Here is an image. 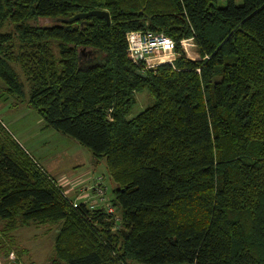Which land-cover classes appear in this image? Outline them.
Wrapping results in <instances>:
<instances>
[{
  "label": "trees",
  "instance_id": "16d2710c",
  "mask_svg": "<svg viewBox=\"0 0 264 264\" xmlns=\"http://www.w3.org/2000/svg\"><path fill=\"white\" fill-rule=\"evenodd\" d=\"M131 31L180 56L139 76ZM0 81L106 163L118 212L74 207L0 121L4 235L60 225L50 264H264V0H0Z\"/></svg>",
  "mask_w": 264,
  "mask_h": 264
},
{
  "label": "rangeland",
  "instance_id": "374dc122",
  "mask_svg": "<svg viewBox=\"0 0 264 264\" xmlns=\"http://www.w3.org/2000/svg\"><path fill=\"white\" fill-rule=\"evenodd\" d=\"M238 4H242V1H239ZM222 5L224 6L225 4L223 3ZM44 23L46 22H43V24ZM6 30L9 29L6 28ZM191 50L192 53L189 57L192 58L194 56L193 54H196V48H192ZM85 53H83L82 61L86 63L91 60V57L86 56ZM13 67L19 74L21 82L25 84L27 100H29L31 93L30 84L27 82L21 68L18 65H13ZM0 86L2 88L1 84ZM12 103L14 107H12L13 110H11L12 108L10 109L11 112L5 113L0 110V119L5 128L3 131L13 137L23 149L30 153L40 167H42L52 179L61 186H64L65 181L61 180L62 174H66L71 179L74 178L78 169L83 168L81 171L88 170L87 167L90 157L92 156L91 152L70 136L57 132L52 128H48L49 130L47 132L42 129L39 131L34 130L36 133L34 135V140L31 142L26 141L22 135L24 130L27 129L30 131L33 127H37L36 124L39 123V121L45 122L35 112H32L33 114L26 116L24 119H19L14 122L10 116L17 115L19 113L17 107H21L20 109H22L26 103L24 102L21 104L20 102L11 101L10 105ZM153 103L154 99L148 92L138 94L137 106L134 108L129 118L142 113L152 106ZM23 145L25 147H23ZM103 170L107 171L106 168H103ZM100 172L101 169L99 173ZM103 175L104 177L106 176V174ZM112 183L113 181L107 173V179L104 181V184L108 187V194L112 192ZM71 184L75 192H82V199L89 200L86 199V194L88 192L92 193L91 190L96 182L94 181L91 184L86 183L88 187H85V184L80 185L75 182ZM64 187V190L68 192V188H66V186ZM92 197V200H97L93 194ZM59 228L60 225H52L51 223L47 225L32 223L29 227L21 228L16 232L4 235L6 225L0 224V264H50L54 254V244ZM11 238H16V242H13Z\"/></svg>",
  "mask_w": 264,
  "mask_h": 264
},
{
  "label": "built area",
  "instance_id": "2783aa9c",
  "mask_svg": "<svg viewBox=\"0 0 264 264\" xmlns=\"http://www.w3.org/2000/svg\"><path fill=\"white\" fill-rule=\"evenodd\" d=\"M127 41L129 44L128 56L135 65L143 67L142 72L154 69L161 64H173L180 56L176 51L174 40L164 34L151 31H131L127 33ZM182 44L187 54L186 49L189 44L185 43V41ZM153 59H158L159 62L152 63L151 61ZM104 181V176H100L96 179V184L91 191L97 200L91 201L88 205L92 209L104 208L109 215H116V208L111 203ZM64 194L73 203L74 207H78L82 202L86 203V201L82 199L83 195L80 191H65Z\"/></svg>",
  "mask_w": 264,
  "mask_h": 264
},
{
  "label": "crops",
  "instance_id": "0c3cea01",
  "mask_svg": "<svg viewBox=\"0 0 264 264\" xmlns=\"http://www.w3.org/2000/svg\"><path fill=\"white\" fill-rule=\"evenodd\" d=\"M185 43L189 44L188 46L190 48H196V54L197 55V58L200 59V55L199 53L197 52V45L195 42L193 41H185ZM182 47L184 49V45L182 44ZM185 50V49H184ZM185 52V51H184ZM186 53V52H185ZM186 56L190 59H193V60H198V59H194L193 57H189L188 54H186ZM152 63H158L159 60L158 59H153L151 61ZM0 84L2 85V82L0 81ZM1 86H0V110L4 111L5 113H9L11 112V110H13L12 107L13 106V103L10 105V102L13 101L12 98H9L7 95H5V93H3V91L1 90ZM2 97V98H1ZM26 106V107H24ZM22 109H20L21 107H17V109L19 110V113L17 115H11L10 117L12 118V120L14 122H16L17 120L19 119H24L26 116H29L30 114H33L32 110L28 107V105H24ZM12 108V109H11ZM11 109V110H10ZM25 109V110H24ZM10 110V111H9ZM134 118V117H132ZM1 120V119H0ZM2 121V120H1ZM3 123V122H2ZM37 127H33L30 131H28L27 129L24 130L23 132V136H24V139L26 141H33L34 140V135L36 134L34 130H37L39 131L40 129L44 130L45 132H47L49 129L47 128V125L46 123H43V122H40L36 124ZM26 127V126H25ZM39 142V141H38ZM23 147H25L23 145ZM104 164V165H102ZM102 164H95L94 163V160H93V157L91 156L90 157V160H89V165H88V170L86 171H81L83 168H80L76 171V174L74 176V178H71L68 177L66 174H62L61 176V180H64L65 183H64V186H66V188H68L69 191L73 190L72 189V184L71 183H79L80 185L81 184H85V187H88V185H86V183L88 184H91L93 183L94 181L96 182V179L100 176H102L103 174H106L105 176V180L107 179V173H108V170L107 171H104L103 168L105 169L106 168V163L103 161ZM101 169V172L99 173ZM107 169V168H106ZM81 171V172H80ZM107 172V173H106ZM99 173V174H97ZM102 174V175H101ZM109 175V173H108ZM104 176V175H103ZM110 176V175H109ZM110 179H111V176H110ZM69 180V181H68ZM93 181V182H92ZM113 181V180H112ZM112 191L113 189L115 188V184L114 182L112 183ZM107 190H108V187H107ZM75 192V191H74ZM87 198L86 199H89V200H84L87 202V204H89L91 201H93V197H92V193L91 192H88L87 194ZM110 199L112 198V192L110 194H108ZM113 199V198H112Z\"/></svg>",
  "mask_w": 264,
  "mask_h": 264
},
{
  "label": "water",
  "instance_id": "95a60500",
  "mask_svg": "<svg viewBox=\"0 0 264 264\" xmlns=\"http://www.w3.org/2000/svg\"><path fill=\"white\" fill-rule=\"evenodd\" d=\"M90 17L105 18L109 24L111 23L110 14L108 11H105V10H94V11H90L88 13L78 14V15H76V16L68 19V20H64V22H75L77 20L87 19ZM137 74L139 76H142V77H147V74L142 72V71H137Z\"/></svg>",
  "mask_w": 264,
  "mask_h": 264
},
{
  "label": "bare ground",
  "instance_id": "6f19581e",
  "mask_svg": "<svg viewBox=\"0 0 264 264\" xmlns=\"http://www.w3.org/2000/svg\"><path fill=\"white\" fill-rule=\"evenodd\" d=\"M191 49H192V48H190L189 46H188L187 49H186V50H187V54H188L189 56H190L191 53H192V50H191ZM193 55H194V56H193L194 59H198V58H197V55H195V54H193Z\"/></svg>",
  "mask_w": 264,
  "mask_h": 264
}]
</instances>
